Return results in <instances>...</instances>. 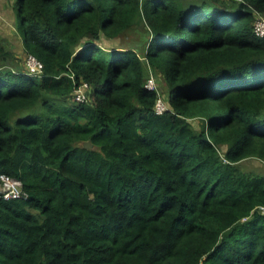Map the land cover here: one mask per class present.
I'll return each mask as SVG.
<instances>
[{
	"label": "trees",
	"instance_id": "obj_1",
	"mask_svg": "<svg viewBox=\"0 0 264 264\" xmlns=\"http://www.w3.org/2000/svg\"><path fill=\"white\" fill-rule=\"evenodd\" d=\"M14 8L44 71L0 38V174L29 194L0 198V264H264V175L239 169L264 163V0ZM139 23L142 52L104 46Z\"/></svg>",
	"mask_w": 264,
	"mask_h": 264
},
{
	"label": "rangeland",
	"instance_id": "obj_2",
	"mask_svg": "<svg viewBox=\"0 0 264 264\" xmlns=\"http://www.w3.org/2000/svg\"><path fill=\"white\" fill-rule=\"evenodd\" d=\"M5 4V13L1 14L0 12V38L3 40L4 46L13 51L16 55V62L19 64H25V50H19L18 46L21 45V26L15 22V13H13V6H15L16 0H0ZM3 22L5 24L3 25ZM150 40V34L148 32V28L146 25L139 23L134 26L126 33H124L120 38L115 39L114 41L106 40L105 38L102 40L104 46L107 47H115V48H135L137 51L142 52V50L146 49L148 42ZM152 77V76H151ZM154 77V76H153ZM157 77V76H155ZM154 77V78H155ZM158 88L160 90V94L162 98L165 99L166 87L163 81L157 77ZM40 108V104L36 105L30 111H35ZM193 126L195 128H199L202 125V120H193ZM264 163L258 159H248L245 162L239 165V169L246 172H253L251 174L254 175H264ZM248 172V173H249Z\"/></svg>",
	"mask_w": 264,
	"mask_h": 264
},
{
	"label": "built area",
	"instance_id": "obj_3",
	"mask_svg": "<svg viewBox=\"0 0 264 264\" xmlns=\"http://www.w3.org/2000/svg\"><path fill=\"white\" fill-rule=\"evenodd\" d=\"M254 33L259 38H264V15L257 13L254 22ZM25 66L30 76H41L44 71V64L36 56L26 53ZM149 90L159 91L155 78L152 76L146 83ZM91 87L88 83L82 82L74 92V100L77 103H86L89 101ZM160 95V94H159ZM168 109L167 103L160 96L155 110L158 114H163ZM0 198L4 200L25 199L29 198L28 192L24 189L23 182L6 173L0 174ZM264 212V206L261 207Z\"/></svg>",
	"mask_w": 264,
	"mask_h": 264
},
{
	"label": "crops",
	"instance_id": "obj_4",
	"mask_svg": "<svg viewBox=\"0 0 264 264\" xmlns=\"http://www.w3.org/2000/svg\"><path fill=\"white\" fill-rule=\"evenodd\" d=\"M3 11H4V13H5V4L3 3V2H1L0 1V12H1V14H4L3 13ZM13 13H15V8H14V6H13ZM15 18H16V14H15ZM16 22V21H15ZM5 24V22H3V25ZM6 25V24H5ZM21 38V45L20 46H18V49L19 50H22V47H23V50H25V48H24V45H23V39H22V37H20ZM22 50V51H23ZM262 167H264V166H262Z\"/></svg>",
	"mask_w": 264,
	"mask_h": 264
},
{
	"label": "water",
	"instance_id": "obj_5",
	"mask_svg": "<svg viewBox=\"0 0 264 264\" xmlns=\"http://www.w3.org/2000/svg\"><path fill=\"white\" fill-rule=\"evenodd\" d=\"M84 144H85V147L93 148V144L90 141H87Z\"/></svg>",
	"mask_w": 264,
	"mask_h": 264
}]
</instances>
